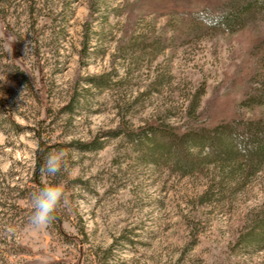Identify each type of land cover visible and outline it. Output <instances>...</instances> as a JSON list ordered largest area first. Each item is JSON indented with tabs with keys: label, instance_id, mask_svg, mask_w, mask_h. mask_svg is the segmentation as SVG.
<instances>
[{
	"label": "rangeland",
	"instance_id": "obj_1",
	"mask_svg": "<svg viewBox=\"0 0 264 264\" xmlns=\"http://www.w3.org/2000/svg\"><path fill=\"white\" fill-rule=\"evenodd\" d=\"M246 1L0 0V264H264V163L149 128L264 117V10L216 22Z\"/></svg>",
	"mask_w": 264,
	"mask_h": 264
},
{
	"label": "trees",
	"instance_id": "obj_2",
	"mask_svg": "<svg viewBox=\"0 0 264 264\" xmlns=\"http://www.w3.org/2000/svg\"><path fill=\"white\" fill-rule=\"evenodd\" d=\"M252 5L254 9L264 10V0H247L242 4H238L236 12H230L227 17V12L221 13L216 18L219 24L228 25L232 22H237L239 16L247 15L246 20L253 19ZM245 20V21H246ZM234 24V23H233ZM264 104V85L258 93L246 96L242 99L241 106L251 108L255 105ZM152 129L165 131L172 137L188 142L193 146L201 148H212L215 146V156L220 157L223 161H230L232 164H240L239 162L246 161L252 164L254 170H258L264 163V117L257 119H242L241 117H232L226 121L218 122L213 127H194L190 125L186 129L180 130L175 126H160L152 124L149 126ZM193 143V144H192ZM214 152V151H213ZM171 156H179L171 154ZM229 162V163H230ZM42 188V187H41Z\"/></svg>",
	"mask_w": 264,
	"mask_h": 264
},
{
	"label": "clouds",
	"instance_id": "obj_3",
	"mask_svg": "<svg viewBox=\"0 0 264 264\" xmlns=\"http://www.w3.org/2000/svg\"><path fill=\"white\" fill-rule=\"evenodd\" d=\"M27 47L28 45L26 49ZM67 156L68 153L64 149L49 153L40 165L39 171L41 174L55 177L66 168ZM68 202V190L63 183L48 185L32 193L30 226L34 230L47 228L56 219L57 209L66 207Z\"/></svg>",
	"mask_w": 264,
	"mask_h": 264
}]
</instances>
